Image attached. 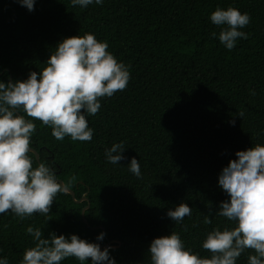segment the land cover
I'll list each match as a JSON object with an SVG mask.
<instances>
[{"label": "trees", "instance_id": "obj_1", "mask_svg": "<svg viewBox=\"0 0 264 264\" xmlns=\"http://www.w3.org/2000/svg\"><path fill=\"white\" fill-rule=\"evenodd\" d=\"M218 6L251 17L242 29L248 38L232 50L211 36L220 31L209 19ZM86 32L130 66L128 86L100 98L101 109L87 116L91 141L57 140L39 120L32 136L40 161L55 169L76 200H86L77 203L63 191L47 216L0 214V256L19 264L33 245L29 225L45 238L76 234L110 244L116 264H151V241L172 231L187 248L208 256L201 247L207 232L233 226L215 215L228 199L218 175L237 151L264 144V0H104L87 8L36 0L31 12L18 0H0V81L43 70L59 42ZM120 141L125 159L112 165L104 152ZM132 157L142 178L128 171ZM181 202L192 215L176 224L166 212ZM88 206L86 224L82 211ZM209 213L212 223L205 224ZM247 255L237 264H247ZM61 264L80 261L69 257Z\"/></svg>", "mask_w": 264, "mask_h": 264}, {"label": "clouds", "instance_id": "obj_2", "mask_svg": "<svg viewBox=\"0 0 264 264\" xmlns=\"http://www.w3.org/2000/svg\"><path fill=\"white\" fill-rule=\"evenodd\" d=\"M35 2L18 0L29 12L34 10ZM70 3L87 8L91 4L101 5L104 0ZM209 19L220 29L211 36L218 37L228 50L236 46L238 39L248 38L249 34L242 30L251 21L247 12L218 6ZM108 47L106 41L98 40L90 32L66 37L50 54L43 70L31 71L24 80L0 81V214L11 213L21 220L34 214L47 216L57 194L65 190L49 163L40 161L34 166V120L50 126L57 140L68 137L73 141H91L94 130L89 127L87 116L101 109L100 98L125 90L131 75L130 66L119 61ZM238 116L242 118L244 112L241 110ZM231 123L234 125L235 120ZM124 145L120 141L106 148V161L119 165L125 159ZM235 157L218 175V186L228 199L221 201L215 212L233 226H216L207 232L201 247L208 256L187 248L178 232L154 238L148 247L151 264H237L246 251L247 264H264V144L237 151ZM127 167L134 176L142 178L135 157ZM191 215L192 209L184 202L166 212L176 224ZM210 215H204L205 224L212 223ZM26 232L33 245L24 250L19 264H61L69 257H75L80 264H116L108 247L101 250L99 243L76 234L66 237L50 233L45 238L40 228L31 225ZM104 236L101 232L96 240ZM0 264H9L8 258L0 256Z\"/></svg>", "mask_w": 264, "mask_h": 264}, {"label": "water", "instance_id": "obj_3", "mask_svg": "<svg viewBox=\"0 0 264 264\" xmlns=\"http://www.w3.org/2000/svg\"><path fill=\"white\" fill-rule=\"evenodd\" d=\"M10 79L12 80V77H11ZM32 152L35 154L37 161L40 162V156H39L38 152H37L36 150H34V149H32ZM58 181H59L60 183H62V185H64V189H65L64 191H65L66 193L71 194L72 197H73V199H75V193H74V191L71 190V189H69L68 187H66V185L64 184L63 181H61V180H58ZM84 200H86V199H82V200H76V199H75V201H76L77 203H81V202L84 201ZM88 208H89V206L86 207V208H84L83 211H82V217H83V220H84V222H85L86 224H88V221H87V219H86V217H85V212H86V210H87ZM93 229H97V227H95V228H93ZM103 233H105V231H103ZM104 237H105V236H104ZM103 239H104V238H103ZM103 239H102L101 241H103ZM100 246H101V249H102V250H103L105 247H108L109 249L112 247L110 244H105V245H101V244H100Z\"/></svg>", "mask_w": 264, "mask_h": 264}]
</instances>
